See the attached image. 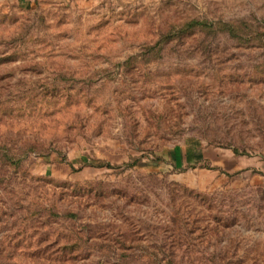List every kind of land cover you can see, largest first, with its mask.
<instances>
[{
	"label": "rangeland",
	"instance_id": "1",
	"mask_svg": "<svg viewBox=\"0 0 264 264\" xmlns=\"http://www.w3.org/2000/svg\"><path fill=\"white\" fill-rule=\"evenodd\" d=\"M0 264H264V0H0Z\"/></svg>",
	"mask_w": 264,
	"mask_h": 264
},
{
	"label": "crops",
	"instance_id": "2",
	"mask_svg": "<svg viewBox=\"0 0 264 264\" xmlns=\"http://www.w3.org/2000/svg\"><path fill=\"white\" fill-rule=\"evenodd\" d=\"M196 162H197V161H192V162H190V164H196Z\"/></svg>",
	"mask_w": 264,
	"mask_h": 264
}]
</instances>
